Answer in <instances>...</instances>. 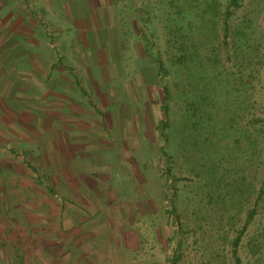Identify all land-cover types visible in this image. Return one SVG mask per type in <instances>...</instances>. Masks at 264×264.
I'll use <instances>...</instances> for the list:
<instances>
[{"label": "rangeland", "instance_id": "rangeland-1", "mask_svg": "<svg viewBox=\"0 0 264 264\" xmlns=\"http://www.w3.org/2000/svg\"><path fill=\"white\" fill-rule=\"evenodd\" d=\"M123 4L139 34L121 19L100 81L127 127L107 131L103 156L122 199L161 204L170 236L151 223L155 258L122 264H264V0Z\"/></svg>", "mask_w": 264, "mask_h": 264}, {"label": "crops", "instance_id": "crops-1", "mask_svg": "<svg viewBox=\"0 0 264 264\" xmlns=\"http://www.w3.org/2000/svg\"><path fill=\"white\" fill-rule=\"evenodd\" d=\"M117 1L0 0V264L153 259L151 223L170 236L161 204L122 199L103 156L107 131L127 123L100 78L128 35L121 19L138 33Z\"/></svg>", "mask_w": 264, "mask_h": 264}, {"label": "trees", "instance_id": "trees-1", "mask_svg": "<svg viewBox=\"0 0 264 264\" xmlns=\"http://www.w3.org/2000/svg\"><path fill=\"white\" fill-rule=\"evenodd\" d=\"M239 0H232L233 5H237Z\"/></svg>", "mask_w": 264, "mask_h": 264}]
</instances>
